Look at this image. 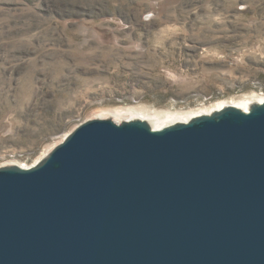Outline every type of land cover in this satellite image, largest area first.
I'll return each mask as SVG.
<instances>
[{
    "label": "water",
    "instance_id": "95a60500",
    "mask_svg": "<svg viewBox=\"0 0 264 264\" xmlns=\"http://www.w3.org/2000/svg\"><path fill=\"white\" fill-rule=\"evenodd\" d=\"M0 264H264V101L90 118L0 166Z\"/></svg>",
    "mask_w": 264,
    "mask_h": 264
},
{
    "label": "rangeland",
    "instance_id": "374dc122",
    "mask_svg": "<svg viewBox=\"0 0 264 264\" xmlns=\"http://www.w3.org/2000/svg\"><path fill=\"white\" fill-rule=\"evenodd\" d=\"M254 92L264 0H0V166L36 164L90 118Z\"/></svg>",
    "mask_w": 264,
    "mask_h": 264
},
{
    "label": "bare ground",
    "instance_id": "6f19581e",
    "mask_svg": "<svg viewBox=\"0 0 264 264\" xmlns=\"http://www.w3.org/2000/svg\"><path fill=\"white\" fill-rule=\"evenodd\" d=\"M255 101H264V94L263 93H249L243 94L239 97H234L227 101H219L216 104H211L209 106H204L203 108H199V111H195L193 109L186 110V111H171L166 110L164 112H146L142 113L145 117L138 116L139 118L148 120L154 128H162L164 126L173 124L177 121H187L190 120L192 117L197 116L203 113H210L215 109H220L225 105H237L245 110H248L250 105ZM137 109L133 108L132 113H137Z\"/></svg>",
    "mask_w": 264,
    "mask_h": 264
}]
</instances>
